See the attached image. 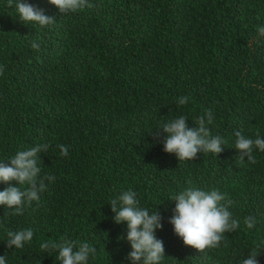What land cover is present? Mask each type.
<instances>
[{
	"label": "trees",
	"instance_id": "obj_1",
	"mask_svg": "<svg viewBox=\"0 0 264 264\" xmlns=\"http://www.w3.org/2000/svg\"><path fill=\"white\" fill-rule=\"evenodd\" d=\"M24 2L55 22L25 24L15 3L0 0V163L47 143L40 175L56 179L22 215L0 206L6 264H61L58 250L40 245L62 238L96 248L87 264H132L127 224L115 223L110 207L128 190L162 216L160 264H241L253 250L264 264V152L254 148L252 164L235 149L236 131L264 138V0H88L92 8L63 14L48 0ZM180 116L189 127L204 116L223 151L185 161L166 153L161 126ZM8 187L19 185L0 183ZM189 187L219 190L239 221L203 252L169 223L170 198ZM25 229L32 241L8 248L7 233Z\"/></svg>",
	"mask_w": 264,
	"mask_h": 264
},
{
	"label": "clouds",
	"instance_id": "obj_2",
	"mask_svg": "<svg viewBox=\"0 0 264 264\" xmlns=\"http://www.w3.org/2000/svg\"><path fill=\"white\" fill-rule=\"evenodd\" d=\"M48 2L65 12H77L92 8L88 0H48ZM15 3L18 18L25 24L35 23L47 26L55 22L54 17L45 14L43 9L24 2V0H8L9 7ZM264 36V27L257 29ZM33 49H39V45L33 41ZM0 66V75L3 74ZM189 102L188 96L178 98V104L183 106ZM207 124L213 121L211 110L206 112ZM198 126L189 127L187 118L180 116L161 126L166 134L163 142L164 151L175 154L179 161L194 160L198 153H214L218 156L223 151L226 141L220 136H212L206 126L205 117L198 118ZM235 149L239 152L240 162L247 160L256 162L253 150L264 152V138L257 131L255 138L247 137L240 131L235 132ZM61 156L68 155V147L59 145ZM49 144L36 145L28 150L18 151L8 163H0V183L17 182L19 187H8L0 191V206L14 209L15 215H22L25 205L38 202L41 193L46 191L45 181L54 182V174L41 176V159L38 155L41 151H47ZM189 184L191 182L189 181ZM21 185H27L24 190ZM175 202L174 214L169 223L173 226L174 233L183 240L185 246L203 252L207 248L219 246L226 232L235 231L239 227V221L232 219L229 207L232 201L227 199L219 190L205 191L195 187H189L170 198ZM223 202V203H222ZM111 211L114 213V222L127 224V241L132 251L128 259L132 264H160L164 258V244L157 239L156 231L162 229V216L159 211L150 212L146 208L139 207L137 195L128 190L122 191L119 196L110 201ZM247 228L255 226L254 217H246L244 220ZM32 229L9 231L7 233V247L21 249L33 239ZM41 250L57 251L61 264H87L90 256H94L96 248L87 242H79L62 238L59 242H43ZM0 264H6V257H0ZM241 264H259L258 254L255 250L242 260Z\"/></svg>",
	"mask_w": 264,
	"mask_h": 264
}]
</instances>
